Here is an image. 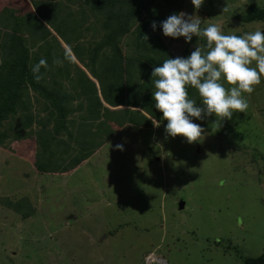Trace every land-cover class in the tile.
Instances as JSON below:
<instances>
[{"label": "rangeland", "instance_id": "1", "mask_svg": "<svg viewBox=\"0 0 264 264\" xmlns=\"http://www.w3.org/2000/svg\"><path fill=\"white\" fill-rule=\"evenodd\" d=\"M83 1L0 0V23L5 25L0 28L11 33L14 20L35 11L31 2L39 4L41 13H55L56 24H75L76 19L80 23L81 8L87 10ZM254 2L264 6V0ZM26 3L31 6L25 8ZM247 3L204 0L197 10L191 0H178L171 12L162 8V14L165 19L180 12L195 15L202 25L218 24L225 34L264 31V21L246 23L235 17L245 14ZM86 16L79 27L82 40L71 43L79 45L82 58L88 44L99 41L103 32L89 12ZM19 30L31 54L43 56L47 46L39 45L36 32L25 24ZM153 32L174 58L205 46L201 38L187 43L183 37H165L162 28ZM132 36L119 44L129 55L136 54L131 44L125 45L133 42ZM49 42L53 55L62 50L60 41ZM67 46L73 55L72 46ZM76 65H66L69 76H60L65 92L71 93L78 77L75 69L89 76L84 64ZM261 80L253 93H243L249 102L246 112L234 113L219 130L212 128L215 115L193 118L205 133L192 144L167 135V121L133 108V120L123 126L112 121L114 115L105 118L108 132L102 133L103 141L109 139L67 173H38L32 157L39 147L31 144L38 128L15 147L7 141L0 147V264H146L150 254L167 264H243L264 254V76ZM79 103L86 105L78 97L67 117L77 126L85 112L77 110ZM117 144L124 150H117Z\"/></svg>", "mask_w": 264, "mask_h": 264}, {"label": "trees", "instance_id": "2", "mask_svg": "<svg viewBox=\"0 0 264 264\" xmlns=\"http://www.w3.org/2000/svg\"><path fill=\"white\" fill-rule=\"evenodd\" d=\"M177 1L84 0L82 6L87 10L81 8L80 23L76 19L75 24L65 22L61 25L56 24L55 13L49 15L43 12V14L37 9L39 4L31 2L35 11L26 13L18 22L14 20L11 33L3 32L0 28V147L9 141L12 148L15 147L13 144L32 138L36 127L38 128L35 132L36 136L31 139V144L36 143V147H39L32 157L35 168L42 174H63L77 168L109 139L103 141L102 133L108 132L103 122L105 118H110V115H114L112 121L123 126L125 122L129 123L133 120L129 107H136L157 121L166 122L162 113L155 108L152 71L165 59L174 56L168 51L161 38L153 34L151 25L155 21L157 27L161 28V22L166 20L162 8L171 12ZM29 6L31 5L26 3L25 8ZM245 10L244 15H235V17L246 23L264 21V6L257 5L254 0H248ZM87 12L99 22L103 32L99 41L88 44L84 53L88 61L85 62L81 57L82 53L77 50L79 45L71 43L82 40L79 27L87 19ZM148 12L150 15H145ZM68 15L74 16L72 12ZM20 24L30 26L36 32L34 36L41 40V44L47 46L43 56L31 54L29 47L25 45L26 37L22 31L20 33ZM1 26L5 27L3 22ZM50 28L62 42L72 46L76 60L81 65L84 64V68L91 76H87L81 68L75 69L79 74L77 79L72 81V94L65 92L59 79L60 76L66 78L69 76L66 65L77 66V63L72 59L64 58L66 50L63 48L58 54L53 55L52 44L50 45L48 38L52 35ZM67 29L70 30L68 33H66ZM145 35L148 37L147 40L144 38ZM129 36L134 40L132 43L125 42V45L130 47L131 44L136 51L135 55L126 54L119 46ZM201 43L205 45L203 38ZM107 49L109 51L101 53V50ZM59 57L62 58L61 63H65L63 66H60V63H53V60ZM41 58L46 59L48 67L40 69L43 78L37 82L32 68ZM49 65H52L54 70H51ZM137 77L138 82L135 79ZM91 78L98 82V88ZM97 89L109 106L124 108L115 109L118 112L115 113L104 107ZM116 90L121 93L116 94ZM189 95L195 98L198 104L201 102L196 90L191 87ZM78 97L86 101V105L79 103L76 106L77 110L85 111L80 116L82 121L79 126L71 118L67 119L72 112V103L77 101ZM42 114L46 115V119H42ZM74 127H77L75 131L69 129ZM61 130L66 131L68 141L62 143L63 149L60 152L57 147L60 143L57 135ZM32 147L31 145L28 149ZM69 153L70 160L65 163L63 156ZM24 213L26 216L31 215V212ZM243 264H264V254L247 258Z\"/></svg>", "mask_w": 264, "mask_h": 264}, {"label": "clouds", "instance_id": "3", "mask_svg": "<svg viewBox=\"0 0 264 264\" xmlns=\"http://www.w3.org/2000/svg\"><path fill=\"white\" fill-rule=\"evenodd\" d=\"M191 3L198 10L204 0H191ZM226 10L223 9V12ZM151 26L155 30L156 22L153 21ZM160 27L167 38L183 37L187 43H191L193 37L205 40V46H195L189 56L167 58L152 71L155 88L153 100L155 108L167 121V135L183 137L189 144L200 142L204 139L205 129L194 123L193 118L202 120L215 115L216 121L212 128L219 130L222 121L231 120L234 113H245L249 108L248 97L243 93H253L254 86L262 82L264 31L247 32L242 36L225 34L218 24L204 26L198 16L185 12L170 15L161 22ZM144 38L148 39L146 35ZM73 55L66 51L64 58L80 64ZM53 63L59 64L61 61L54 59ZM42 67H48L44 58L32 68L37 82L43 78L40 75ZM190 87L196 90L201 103L198 104L189 95ZM155 126L159 127V123L156 122ZM115 147L124 150L121 144ZM155 259L160 264H167L164 259L153 254L146 256L145 262L159 264Z\"/></svg>", "mask_w": 264, "mask_h": 264}, {"label": "crops", "instance_id": "4", "mask_svg": "<svg viewBox=\"0 0 264 264\" xmlns=\"http://www.w3.org/2000/svg\"><path fill=\"white\" fill-rule=\"evenodd\" d=\"M50 31H51V36H49V38H50V41L52 42V41H55V39H56V41H60L61 42V46H63V49L64 50H66V46H67V44H65L64 42H62L61 41V38L55 33V31L52 29V28H50ZM55 37V39H53ZM58 39V40H57ZM58 41V42H59ZM41 43H39V45H40ZM68 47V46H67ZM60 51V50H59ZM66 51H68V50H66ZM105 51H107V50H101V53H103V52H105ZM83 58H84V56H83ZM84 61L85 62H87L88 61V57H86V58H84ZM89 74V73H88ZM89 77H91L90 76V74H89ZM94 82H96V84H97V86H98V82L95 80V79H93V78H91ZM99 87V86H98ZM97 87V88H98ZM98 90V89H97ZM98 95H99V98H100V101H101V103L103 104L104 103V107H107L108 109H112V110H115V109H117L116 107H111V106H109L106 102H104V100H103V98H102V95H101V93H100V90H98ZM121 108H124V107H121ZM130 109H140V108H136V107H129ZM70 130H76L77 129V127H74V129L73 128H69ZM57 139L60 141V143H58V145H57V147H58V150L61 152L62 151V149H63V145H62V143L65 141H68V137H67V133H66V131L64 130V131H60V133L57 135ZM65 151H67V150H65ZM95 153H93L92 154V156L94 155ZM92 156H90V157H92ZM70 157H71V154L69 153V154H67V155H64L63 156V158L66 160V161H68L69 162V160H70ZM89 157V158H90ZM87 160H85V161H83L80 165H82L83 163H85Z\"/></svg>", "mask_w": 264, "mask_h": 264}, {"label": "water", "instance_id": "5", "mask_svg": "<svg viewBox=\"0 0 264 264\" xmlns=\"http://www.w3.org/2000/svg\"><path fill=\"white\" fill-rule=\"evenodd\" d=\"M185 206V202L183 200H181L178 204V209L182 210Z\"/></svg>", "mask_w": 264, "mask_h": 264}, {"label": "built area", "instance_id": "6", "mask_svg": "<svg viewBox=\"0 0 264 264\" xmlns=\"http://www.w3.org/2000/svg\"><path fill=\"white\" fill-rule=\"evenodd\" d=\"M148 259H149V257L146 258V260H148ZM151 262H152V259L149 260V263H151Z\"/></svg>", "mask_w": 264, "mask_h": 264}]
</instances>
